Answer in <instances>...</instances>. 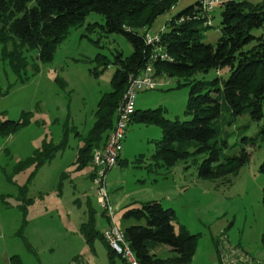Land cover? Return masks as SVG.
I'll return each instance as SVG.
<instances>
[{
	"label": "rangeland",
	"instance_id": "1",
	"mask_svg": "<svg viewBox=\"0 0 264 264\" xmlns=\"http://www.w3.org/2000/svg\"><path fill=\"white\" fill-rule=\"evenodd\" d=\"M196 1L179 0L155 19L148 33L157 35L167 29L173 15ZM221 11L222 5L217 3L212 25L197 23L203 41L217 43ZM105 21L104 14L89 12L81 23L70 27L53 59L46 62L39 61L38 48H24L29 64L23 72L12 67L0 48V116L18 119L23 112L29 113V122L17 131L0 133V264H105L107 243L97 238L92 248L80 230L88 217V201L97 210V226L101 228L105 221L92 176L94 166L77 169L75 163L78 148L84 143L78 131L88 132L102 94L112 89L110 80L116 65L95 74L93 69L102 67L98 53L115 58L119 51L129 55L134 49L124 33L106 31L101 25ZM229 74L228 67H210L188 78L156 76L158 86L140 90L136 107L143 110L162 106L169 119H189L190 84L186 82L202 80L207 89L216 77L226 78ZM179 82L185 84L178 86ZM129 125L120 163L108 171L106 179L110 198L126 197L121 205L112 204L119 226L132 223L123 215L131 199L139 200L135 205L160 199L165 207L176 210L177 231L185 225L199 233L197 255L215 252L214 241L223 235L234 244L242 242L246 248L264 251V172L260 171L264 161V116L256 119L249 111L235 116L222 104L217 132L211 140L220 151L214 165L244 149L250 154L237 170L216 178L199 175L198 164L208 155L205 151L159 169L153 154L156 141L163 135L162 127L137 118ZM67 126L66 148L41 166L32 160L24 163L45 139L59 143ZM197 147L194 140L186 148L194 151ZM163 170L167 177H163ZM76 200L81 204L72 209ZM76 254L79 256L74 259ZM166 255L163 251L162 256ZM257 256L264 258V253Z\"/></svg>",
	"mask_w": 264,
	"mask_h": 264
},
{
	"label": "trees",
	"instance_id": "2",
	"mask_svg": "<svg viewBox=\"0 0 264 264\" xmlns=\"http://www.w3.org/2000/svg\"><path fill=\"white\" fill-rule=\"evenodd\" d=\"M179 0H0V45L1 53L7 57L17 72H23L29 64L24 48H38L40 62L52 60L59 42L66 37L73 25L81 23L91 11L105 15L101 24L108 32L124 33L133 44V52L124 55L115 53V58L98 53L100 74L111 64L116 69L111 77L110 91L104 92L95 111L92 127L82 136L84 143L79 146L75 160L77 169L93 164L96 148L104 146L108 134L117 119V108L123 99L131 73H137L148 63L153 64L155 75H179L188 78L197 70L210 67H228V77H216L207 89L202 80L190 84L186 120L169 119L162 106L136 109L132 121L137 118L145 123H157L163 135L156 141L153 154L154 165L169 168L179 159L187 158L197 151L208 152L198 164L199 175L205 178L225 176L237 170L249 158L244 149L240 154L220 159L217 144L211 142L217 132L216 122L224 103L233 113L249 111L256 119L264 116V0H223L221 3L220 37L217 43L203 41L197 23L205 24V12L200 0L190 4L173 15L167 22V29L160 32V41L146 40L148 28L163 12L173 8ZM206 26H211L205 24ZM161 48V49H158ZM162 50L170 58L155 56ZM97 67H99L97 65ZM40 69V64H39ZM185 83L179 82V85ZM29 122V113L23 112L18 119L0 116V133L10 134ZM69 127L64 128L59 143L45 139L27 161L43 165L69 144ZM197 149L188 150L192 142ZM225 142V141H224ZM153 165V162L150 163ZM264 172V161L260 164ZM94 173H92V176ZM264 200V195H263ZM97 210L90 204L87 220L81 224V232L94 247V240L102 239L108 244L109 253L117 254L96 226ZM105 213V211H104ZM126 218L144 220L124 227L127 239L142 264L189 263L196 252L199 233L185 225L177 231V218L173 207H165L160 199H150L140 204L125 206ZM264 243V234H263ZM165 243L172 247L173 254L167 257L151 252V244Z\"/></svg>",
	"mask_w": 264,
	"mask_h": 264
},
{
	"label": "built area",
	"instance_id": "3",
	"mask_svg": "<svg viewBox=\"0 0 264 264\" xmlns=\"http://www.w3.org/2000/svg\"><path fill=\"white\" fill-rule=\"evenodd\" d=\"M223 0H200L205 12V24L212 25V12L217 3ZM146 40L151 43L160 41V34L151 35L147 32ZM161 49V48H158ZM170 58L162 50L155 56ZM158 86L153 64L148 63L137 73H131L123 99L117 108V119L110 130L104 146L96 148L93 153L94 182L97 187V199L109 217V224L103 231L111 248L120 255L127 264H142L136 252L130 245L125 230L118 225L115 218V208L111 203L109 191L106 187L108 171L119 164V158L124 146L129 124L136 111L137 94L142 89H152ZM220 262L222 264H264V258L252 255L243 247L230 242L227 236L219 238Z\"/></svg>",
	"mask_w": 264,
	"mask_h": 264
},
{
	"label": "crops",
	"instance_id": "4",
	"mask_svg": "<svg viewBox=\"0 0 264 264\" xmlns=\"http://www.w3.org/2000/svg\"><path fill=\"white\" fill-rule=\"evenodd\" d=\"M166 28H164L163 30H165ZM148 32V31H147ZM158 34H160V33H158ZM137 96H138V94H137ZM136 109H138L137 107H136ZM132 122V121H131ZM129 127H130V125H129ZM129 127H128V130H127V134H126V138H125V140H124V146H123V149H122V151H121V154H120V156H121V158H122V155H123V150H124V148H125V143H126V139H127V135H128V131H129ZM128 159V158H127ZM119 163H120V161H119ZM123 163V162H122ZM94 166V165H93ZM159 169L160 168H165V167H158ZM157 168V169H158ZM150 169V168H149ZM156 169V170H157ZM170 170V169H169ZM93 173H94V171H93ZM162 174L164 175L163 177H167V176H165V172H164V170H163V172H162ZM158 180V178L156 179V181ZM125 196L123 197V198H120L119 200H116V199H113V198H110V200H111V203L113 204L114 202H115V204H116V206H118V205H121L122 204V202H123V200H125ZM88 201V200H87ZM113 201V202H112ZM137 202H139V200H135V199H131V201L130 202H127V204L126 205H128V204H131V203H133L134 205H135V203H137ZM81 204V201H77L76 200V202L73 204V206H72V209H74V207H75V205H80ZM87 204V207H88V209H90V201H88V203H86ZM125 205V206H126ZM125 210V209H124ZM97 213V212H96ZM89 214V213H88ZM102 214L104 215V217H105V221L103 222V226L101 227V228H99L98 226H97V221H96V226L103 232L105 229H106V227L108 226V224H109V217L107 216V214L106 213H104V210H103V212H102ZM123 214H124V212H123ZM130 219H134V218H128V221L129 222H132V223H136L135 222V220H130ZM85 220H87V219H85ZM84 220V221H85ZM83 221V222H84ZM129 225V224H128ZM123 229H124V227H122ZM80 230H81V226H80ZM96 240V239H95ZM95 240H94V243H95ZM217 240H218V242H217ZM217 240H215L214 241V248H215V252H207L206 254H201V255H197L196 254V252H195V254H194V256H193V259L189 262V263H182V264H219L220 263V253H219V238H217ZM87 241V240H86ZM239 246H241V247H243L245 250H247L248 252H250L252 255H255V256H257V255H260V254H263L264 253V251H263V249H257V250H253L252 249V247L250 246L249 248L247 247H245V245H243L242 244V242H238L237 243ZM107 245V252H108V254H107V256L105 257V264H127L126 263V261L120 256V255H118V254H116V255H118V258H116L114 255H111L110 253H109V247H108V244H106ZM166 245H168V244H163V243H154V244H151V252H153V253H155V254H157L158 256H162V252L164 251L165 253L167 252V254L168 255H166V256H162V257H167V256H170V255H172L173 254V250H172V247L170 246V245H168V246H166ZM263 245H264V243H263ZM197 246H198V244H197ZM93 248V247H92ZM196 250H197V248H196ZM77 256H79V255H75L74 256V259L75 258H77ZM81 263H86V262H81Z\"/></svg>",
	"mask_w": 264,
	"mask_h": 264
}]
</instances>
